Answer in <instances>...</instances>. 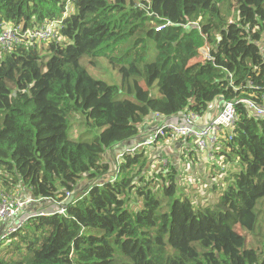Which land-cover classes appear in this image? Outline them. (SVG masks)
<instances>
[{"label":"trees","instance_id":"1","mask_svg":"<svg viewBox=\"0 0 264 264\" xmlns=\"http://www.w3.org/2000/svg\"><path fill=\"white\" fill-rule=\"evenodd\" d=\"M54 22L47 41L26 44ZM4 25L19 43L0 49V201L29 195L40 212L0 241V264H264V118L244 103L264 107V0H0ZM99 58L116 84L81 64ZM216 99L237 115L215 156L233 167L229 184L197 186L217 198H189L163 155L148 174L145 148L106 179L104 154L148 117H203Z\"/></svg>","mask_w":264,"mask_h":264},{"label":"built area","instance_id":"2","mask_svg":"<svg viewBox=\"0 0 264 264\" xmlns=\"http://www.w3.org/2000/svg\"><path fill=\"white\" fill-rule=\"evenodd\" d=\"M59 23L54 22L50 26L54 29L49 28H41V29H32L27 32L26 35V44H33L42 43L47 41L49 37H51L55 33V28ZM158 28H155V31H158ZM19 39L16 35V31L11 28L10 26L4 25L1 32H0V48L3 50L10 49L13 45L18 44ZM209 58V56H208ZM207 58V59H208ZM264 98V94H263ZM248 105V108L252 112L254 116H259L264 118V107H257L252 103L244 102ZM201 117L197 116L194 113L189 111L182 113V119L180 123L175 121H168L163 122L161 126H159L153 133L152 137L147 140L143 141L134 147L126 150L124 154L135 155L139 150L143 148H148L153 144L157 143L159 139L165 138L166 140H170L172 142H182L183 145L187 146L186 141H191V147L199 150V152L206 153L207 156L214 157L216 159V154L219 153L220 147V139L221 135L224 133L227 134V140H231V134L229 133L230 128L235 124L237 121V115L235 110V103L226 102L221 110L210 122H207L205 125L199 126V122ZM189 148H185L182 155H186L187 152L190 151ZM123 156L120 155L118 160L121 159ZM220 159V158H218ZM167 160L166 158H160L157 161L156 165H153V169L156 171H162L163 168L166 167ZM189 166H187L188 168ZM215 182V180H213ZM198 183H195L197 186ZM203 184H199L202 186ZM70 195L66 194V201ZM1 201L4 198L7 200L0 201V221L2 220H11L12 223L9 224L6 229H4L0 233V241H4L12 234L16 228L21 224L19 222H15L16 215L18 212L24 208L25 205L28 203H35L32 202L30 199H23L21 197L18 198H11L8 195L2 193L1 194ZM39 200V199H38ZM57 207L55 210L59 213L64 212V207L61 203H55ZM15 222V223H14Z\"/></svg>","mask_w":264,"mask_h":264},{"label":"crops","instance_id":"3","mask_svg":"<svg viewBox=\"0 0 264 264\" xmlns=\"http://www.w3.org/2000/svg\"><path fill=\"white\" fill-rule=\"evenodd\" d=\"M222 107L223 102L220 99H216L209 106V111L203 117H201L199 126L205 125L207 122H210L219 112H221ZM181 119L182 113L168 118H158L156 116L148 117L141 125L139 133L135 139L133 138L125 144L118 145L104 154L105 162H109L111 164L110 174L106 177V179L113 178L114 174L112 173H115V166L118 161V157L124 154L126 150L134 147L135 145L143 141L149 140L152 137L154 131L159 126H161L163 122H168L172 120L177 123H180ZM186 144H188L187 146L191 147V141H186ZM181 146H183L182 142H172L170 140H164L161 143L153 144L152 146L146 148V150L151 157L150 162L152 163V166L156 165L158 159H160L158 157L163 155L168 158L170 163H172L175 168L182 169V175L190 176L194 180V183H198L197 186H199V184H203L202 186H210L216 184V182L213 181V173L215 166L212 163V161H216V159L214 160L212 157L207 156L206 153L199 152V150L195 149L194 147L189 148L187 146L186 148H189L190 151L187 152L186 155H182L180 153V149L182 148ZM181 159H185V163H181ZM187 166L189 167L187 168ZM87 181L84 180L80 182L79 186L75 190V193L73 192V196H79L85 191L86 185L91 183V181ZM20 197L23 199L30 198L29 195H22ZM47 206L48 204H45V207ZM55 207H57L56 204L55 206H50V211L55 210ZM38 209L39 206L37 203H28L24 206L21 212L28 216L34 214V212H40V210L37 211ZM10 221L11 220L8 219L0 221V233L4 229H6Z\"/></svg>","mask_w":264,"mask_h":264},{"label":"rangeland","instance_id":"4","mask_svg":"<svg viewBox=\"0 0 264 264\" xmlns=\"http://www.w3.org/2000/svg\"><path fill=\"white\" fill-rule=\"evenodd\" d=\"M1 49V48H0ZM209 56V51L207 48H203L199 50V57L197 58L198 60H202V59H207ZM81 64L85 67L86 71L88 72V74L90 76H92L94 79H98V80H102L108 84H116L117 83V79L120 78V76L114 71L112 70L109 65L107 64L106 59L104 58H99L97 59V65L95 68L90 67V64H88V61L86 59H83L81 61ZM220 150V149H219ZM214 159V157H213ZM215 160V159H214ZM217 161V162H216ZM216 161H212V163L214 164V173H213V180H215L216 182V186L219 188H226L227 185L229 184V176L228 173L230 172V165L227 164V162H224L223 158H216ZM181 163H185V159H181L180 160ZM108 164L111 167V164L108 162ZM109 167V168H110ZM153 170V166L151 165L149 167V172L148 174H150ZM180 180L179 183L181 186H185L188 189H190L193 193L189 194V198L190 197H195V201H197V203L201 202V200H206L207 196L209 194H211V196L207 199V200H211V199H215L218 197V192L215 191V193L209 192V187H207L204 191L205 195H204V199L200 198V191L203 192V189H199L197 186H195L194 180L187 175H180ZM226 178V179H225ZM225 180V181H224ZM189 190V191H190ZM196 192V193H194ZM7 200V198L2 199V201ZM1 201V203H2ZM22 209L18 212V214L15 216V222H19L22 223L25 221V219H27L26 215L21 212ZM36 214V213H34ZM29 216V215H28ZM14 222V223H15ZM12 221L9 222V224H11ZM262 226V234L260 235H264V222H262L261 224ZM236 231L242 235L245 236L247 239V242L249 245L253 246V247H257V241L260 239L259 237H254L251 236L249 234H246L244 232L240 231L239 227H236Z\"/></svg>","mask_w":264,"mask_h":264},{"label":"water","instance_id":"5","mask_svg":"<svg viewBox=\"0 0 264 264\" xmlns=\"http://www.w3.org/2000/svg\"><path fill=\"white\" fill-rule=\"evenodd\" d=\"M124 144H125V143H124ZM112 174H113V173H112ZM30 200H31L32 202H35V203L38 202V199L33 198V197H31ZM73 200H74V196H73V195H70V196L68 197L67 201H66V204L71 203Z\"/></svg>","mask_w":264,"mask_h":264},{"label":"flooded vegetation","instance_id":"6","mask_svg":"<svg viewBox=\"0 0 264 264\" xmlns=\"http://www.w3.org/2000/svg\"><path fill=\"white\" fill-rule=\"evenodd\" d=\"M113 174H115V173H113Z\"/></svg>","mask_w":264,"mask_h":264}]
</instances>
